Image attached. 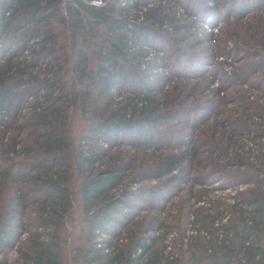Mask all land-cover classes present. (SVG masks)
Wrapping results in <instances>:
<instances>
[{
  "label": "trees",
  "instance_id": "16d2710c",
  "mask_svg": "<svg viewBox=\"0 0 264 264\" xmlns=\"http://www.w3.org/2000/svg\"><path fill=\"white\" fill-rule=\"evenodd\" d=\"M236 12L259 90L264 0H0V264H264V104L190 34Z\"/></svg>",
  "mask_w": 264,
  "mask_h": 264
},
{
  "label": "rangeland",
  "instance_id": "374dc122",
  "mask_svg": "<svg viewBox=\"0 0 264 264\" xmlns=\"http://www.w3.org/2000/svg\"><path fill=\"white\" fill-rule=\"evenodd\" d=\"M185 14V10L178 9L177 18L185 20L186 22L184 23L192 22L191 18H187ZM237 16L238 13L236 12L232 15V18L227 23L223 22V17L219 20V22H216L215 25L210 22L209 24L205 25V28L193 30L190 34L196 33L200 39L205 37L209 38L207 47H210L212 54L219 57L220 62L225 60L229 64L225 66L228 78L237 77V80L239 81V84H235L234 86H232L231 83L227 84L225 87V92L221 94L223 100L221 98L217 100V103L221 105L220 110L222 111V114L220 115L218 120H228L229 122L235 120H241V122L245 121L243 125L249 126V124H251L250 129L254 131L253 133H256L261 132V128L260 123H256V121H259V119H257L254 114H261V111L256 109L255 105H253L252 107L251 104H264V85L258 90V84H260V82L263 80L261 79L263 76L261 74H258L256 77L249 78V71L246 72V69L249 70V64L256 58V55L254 53L259 52L261 50L259 47H252L249 45V38L251 35L249 34V25L256 24L258 22V17L260 16H245L244 19H239L240 22H238ZM227 37H229V39ZM253 44H255V42H253ZM251 55H254V57L253 59L249 60V56ZM227 56L230 58L227 59ZM254 61L256 62V59ZM214 70L215 68H208V72H213ZM194 82H200L201 88L208 86V84L206 85L205 82L200 80ZM224 82H226V79L225 77L221 76L216 82L213 83L212 89L217 90L221 87ZM243 82H246V84L242 85ZM203 99L204 97L202 98V100ZM249 108L251 109L249 110ZM249 117L253 118L255 122L252 123L251 121H249ZM214 121L215 119L213 118L209 122V125ZM227 125L228 123H221L218 129V136H222V134L226 132V137L232 138V143L238 142L239 146L244 145L245 151H248L251 148H260V145H254L250 141L253 136L248 137L249 134L247 135V137L243 138L244 141H238L240 137L236 135L232 136L231 133L229 134V131H231L233 128H229L227 127ZM207 133L208 131L206 132V136ZM227 143L228 141L226 142V144ZM222 144L225 145V148L227 147L226 144ZM233 150H231V152H233ZM204 154L200 157L201 159L206 160L208 158V155ZM234 171L236 170L231 169V172ZM155 184H157V181L145 183V185L149 187L154 186ZM208 187L207 190L209 189ZM213 187L217 188V191L213 192L212 196H217L221 198L223 196L228 195L227 192H224L220 189L219 183H216ZM9 257L14 260L16 258V255L10 254Z\"/></svg>",
  "mask_w": 264,
  "mask_h": 264
},
{
  "label": "built area",
  "instance_id": "2783aa9c",
  "mask_svg": "<svg viewBox=\"0 0 264 264\" xmlns=\"http://www.w3.org/2000/svg\"><path fill=\"white\" fill-rule=\"evenodd\" d=\"M95 5H96V6H100L101 3H100V2H96Z\"/></svg>",
  "mask_w": 264,
  "mask_h": 264
}]
</instances>
